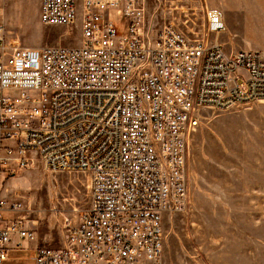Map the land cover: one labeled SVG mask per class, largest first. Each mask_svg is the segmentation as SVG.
Returning a JSON list of instances; mask_svg holds the SVG:
<instances>
[{
    "label": "built area",
    "instance_id": "1",
    "mask_svg": "<svg viewBox=\"0 0 264 264\" xmlns=\"http://www.w3.org/2000/svg\"><path fill=\"white\" fill-rule=\"evenodd\" d=\"M38 13L45 25L79 19L81 44L8 47L0 5V145L14 140L21 168L34 151L50 170L84 171L90 201L64 222L63 246L28 247L21 203L0 199V264L24 249L32 264H164L163 216L188 200L202 110L264 100V54L226 51L217 8L201 30L151 31L144 0H38Z\"/></svg>",
    "mask_w": 264,
    "mask_h": 264
},
{
    "label": "rangeland",
    "instance_id": "2",
    "mask_svg": "<svg viewBox=\"0 0 264 264\" xmlns=\"http://www.w3.org/2000/svg\"><path fill=\"white\" fill-rule=\"evenodd\" d=\"M250 2L261 6L258 14L242 17L248 33L236 22L225 32L247 48L264 45V0H144L145 27L155 31L173 22L201 30L210 8L219 9L224 20L232 6L245 9ZM0 5L8 47L81 44L79 19L45 25L38 0H0ZM201 115L190 141L188 200L181 210L163 216L164 264H264V102L204 108ZM4 146L12 153H5ZM13 146L0 145L6 157L0 199L7 205L21 203L19 214L36 234L34 246L61 247L64 222L77 220L89 205V177L81 170H50L34 151L26 153L29 166L21 168Z\"/></svg>",
    "mask_w": 264,
    "mask_h": 264
},
{
    "label": "crops",
    "instance_id": "3",
    "mask_svg": "<svg viewBox=\"0 0 264 264\" xmlns=\"http://www.w3.org/2000/svg\"><path fill=\"white\" fill-rule=\"evenodd\" d=\"M79 1L81 2L82 0H79ZM260 6L261 5H259L257 3L250 2L246 5V8L244 9V8H242L243 7L242 4H239V3L235 4L230 9V13L224 15V21H225L226 27L228 28L234 22H236L237 26L239 27L240 30H242L245 34L248 33L246 31V29L242 27L245 24V20L242 22V17H244L246 15L253 16V15H255V13L258 14ZM116 21L118 22L117 18H116ZM218 39L226 51L240 50V49H243V50L252 49V50L261 51L264 54V45H251L252 48H247V46H244L241 43L236 44L233 41L232 35L230 33H228V30L224 33L219 34ZM3 142H7L8 144L14 145V140L11 138H7ZM11 213L14 214L11 211H4V215L8 216V217L13 216V215H10ZM27 246L33 247L34 244L29 243ZM31 257H32L31 256V249H24V250L19 251V252L13 251L10 254V259L6 262H9V264L10 263H12V264L13 263L14 264L15 263L16 264H32Z\"/></svg>",
    "mask_w": 264,
    "mask_h": 264
},
{
    "label": "bare ground",
    "instance_id": "4",
    "mask_svg": "<svg viewBox=\"0 0 264 264\" xmlns=\"http://www.w3.org/2000/svg\"><path fill=\"white\" fill-rule=\"evenodd\" d=\"M262 102H264V100H262Z\"/></svg>",
    "mask_w": 264,
    "mask_h": 264
}]
</instances>
